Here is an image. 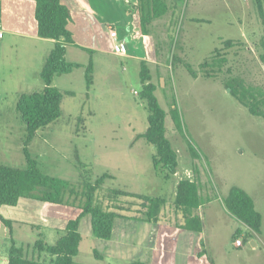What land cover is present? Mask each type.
<instances>
[{
    "label": "rangeland",
    "instance_id": "obj_1",
    "mask_svg": "<svg viewBox=\"0 0 264 264\" xmlns=\"http://www.w3.org/2000/svg\"><path fill=\"white\" fill-rule=\"evenodd\" d=\"M166 1L169 13L150 29L156 63L145 47L143 53L150 56L146 64L152 83L160 84L155 95L167 113L166 136L177 153V174L165 181L153 166L156 148L137 139L146 132L149 116L141 98L143 53L131 58L93 53V87L88 91L85 76L90 54L68 48L67 61L82 67L70 75L55 77L53 87L74 96L63 97L62 117L38 131L29 152L42 173L69 182L77 191L104 175L113 177L98 192L96 201L101 202L109 189L167 201L157 225L118 219L110 241L94 237L90 216L83 218L75 264H264V120L250 115L223 84L228 78L241 77L248 84L264 87V63L260 61L264 26L256 0ZM113 7L118 12L125 10L114 2ZM133 26L132 37L139 41L144 34L140 26ZM100 28L99 43L109 45L108 35ZM76 37L94 49L85 28H78ZM227 40L245 45L227 52L228 63L220 79H205L200 64ZM37 57L36 53L0 48V164L22 170L27 166L26 127L17 114V103L24 94L43 91V66ZM175 57L182 63L175 64ZM185 64L198 73L197 79ZM175 107L199 161L191 158L186 142L175 129L170 116ZM185 179L201 185L203 205L196 212L203 222L201 234L180 229L183 221L174 203L177 185ZM232 188L246 191L263 217L261 234L240 248L233 238L236 231L244 235L250 231L223 206ZM31 202L22 199L17 207H2L0 217L15 223L16 246L24 249L27 258L37 259L35 242L42 239L55 246L77 212L75 207H41L42 203ZM75 204L81 205V198ZM129 204H136L131 209L133 214L124 215L135 216L140 202L132 198L120 202L123 207ZM47 217L49 222L42 224ZM164 226L168 227L166 232L162 231ZM153 228L158 230L156 234H144ZM11 240L0 224V255H9ZM95 251L103 257V263Z\"/></svg>",
    "mask_w": 264,
    "mask_h": 264
},
{
    "label": "trees",
    "instance_id": "obj_2",
    "mask_svg": "<svg viewBox=\"0 0 264 264\" xmlns=\"http://www.w3.org/2000/svg\"><path fill=\"white\" fill-rule=\"evenodd\" d=\"M36 5L35 19L38 24V35L42 39L55 42V47L45 60L40 72V78L44 83V89L40 93L22 95L17 103V114L21 123L26 127V139L24 141V156L26 169H17L0 164V208L17 207L22 199H29L49 204L56 207H75L77 216L70 219L63 231V235L55 246H51L44 240L35 242L34 250L38 253L37 259L26 257L24 249L17 247L13 239L14 222L0 217V224L7 230L12 239L10 253L7 256L0 255V264H75V258L79 254L82 236L80 224L83 218L90 216L91 229L94 237L104 241H110L113 236L115 222L118 219L134 220L150 225H157L162 219V212L166 208L167 201L157 197L134 195L128 192L109 189L102 201H96V195L102 190L106 181L114 178L104 175L94 184H84L81 191H77L67 181L52 178L42 173L38 162L31 156L29 145L36 137L38 131L46 130L50 125L62 117V100L64 96H74L71 92H63L53 87L55 77L70 75L82 66L68 62L66 59L67 47L74 45L72 34L68 25L72 20L69 9L60 0H30ZM258 13L264 26V5L261 0H256ZM140 17V26L144 35H150L153 24L165 17L170 10L166 0H139L137 6ZM2 27V3L0 0V29ZM264 32V31H263ZM244 43L235 40H227L221 48L215 49L209 58L200 64L203 77L208 80H217L225 72L227 66V52L234 49L240 50ZM263 50L260 61L264 63V34L261 41ZM90 54V63L86 70V84L88 91L93 87V52ZM175 64L182 63L178 57L173 58ZM184 67L194 78L198 73L185 64ZM140 78L142 82L141 98L147 105L148 128L146 132L137 137L145 140L156 148V156L153 158L154 169L160 176L169 181L178 171V157L172 148L166 134L167 113L161 107L155 93L158 85L152 83V76L147 64H141ZM224 87L240 105L248 110L250 115L264 120V87L248 84L241 77L228 78L223 81ZM171 120L175 129L186 142L193 160H200L195 148L186 139L180 114L177 108L171 110ZM81 198L82 204L77 205ZM123 198H132L140 202V210L135 211V216H126L124 213L133 214L131 209L136 204L127 207L120 206ZM73 202V203H72ZM203 205L201 186L190 179L181 180L175 194V210L181 215L183 224L180 229L201 234L203 232L202 219L196 212ZM223 206L230 216L246 226L250 233L244 235L241 230L236 231L234 240L242 238V244L261 234L263 217L256 210L251 196L239 188H232L223 199ZM96 258L103 257L95 251ZM203 255H206L204 253ZM201 255V256H203ZM45 259H41L42 257ZM210 264H214L210 261Z\"/></svg>",
    "mask_w": 264,
    "mask_h": 264
},
{
    "label": "crops",
    "instance_id": "obj_3",
    "mask_svg": "<svg viewBox=\"0 0 264 264\" xmlns=\"http://www.w3.org/2000/svg\"><path fill=\"white\" fill-rule=\"evenodd\" d=\"M60 1L64 6H66L69 9L72 17V20L68 25V29L72 34L74 45L68 46L67 50L68 48L73 47L86 51H92L94 54L96 52H99L104 55L109 54L112 56L121 57L114 54L113 52L114 40L110 36V31L115 30L118 34L117 37L118 40L123 41L129 45L128 47L130 49L128 54L125 56L126 58H131L133 54L138 55V53H143V47H145L146 52L148 50L149 55L153 54L152 61L156 63L155 54H154L155 41L151 36L152 33H150V35H142V38L139 39V41L134 40L132 37L133 28L135 27L133 26V24L135 23L136 26H140V17H139V12L137 10V6L139 5V0H60ZM113 2L120 6L123 5V8L125 9L124 12L122 10L118 12L113 7ZM1 3H2V27L0 31L3 33V38L0 40V48H4L5 50H7V52L19 49L21 51H24V53H30V54L36 53L38 56L37 58L39 60V63L42 64V66H44L46 58L55 47V42L51 40L42 39L39 37L38 24L35 19V8H36L35 3L30 0H1ZM83 18L87 19L88 21L81 22ZM99 27H101L100 30L103 31V33L108 35L110 42L109 45H101L99 43V36H100L98 32ZM78 28H85L87 30V33L89 34V38H90V43L94 49L88 48L86 47V45L80 43V41L76 37L78 35ZM123 29H125V31ZM67 56H68V51L66 54V59ZM149 58L150 56L146 57L144 56L143 53V57H142L143 62L146 63V60H149ZM41 207H45L44 204ZM52 212L53 210H50V213ZM198 216L201 218L200 215ZM48 220H49L48 217L43 218L42 224H47L49 222ZM167 228H168L167 226H164L162 228V231L166 232ZM156 231L158 230H155V228H153L149 232H145L144 234L149 235L150 237L156 234L157 233ZM198 256H201V254H198Z\"/></svg>",
    "mask_w": 264,
    "mask_h": 264
},
{
    "label": "built area",
    "instance_id": "obj_4",
    "mask_svg": "<svg viewBox=\"0 0 264 264\" xmlns=\"http://www.w3.org/2000/svg\"><path fill=\"white\" fill-rule=\"evenodd\" d=\"M110 36L111 38L114 40V45H113V52L114 54L118 55V56H126L129 52V47L128 44L123 42V41H119L118 40V34L115 30H111L110 31ZM3 38V33L0 31V40ZM135 95H137V93H134ZM236 247L240 248L243 246L242 241L241 240H237L235 242Z\"/></svg>",
    "mask_w": 264,
    "mask_h": 264
}]
</instances>
